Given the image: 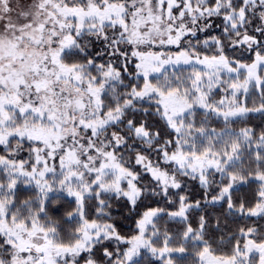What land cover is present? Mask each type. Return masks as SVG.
Masks as SVG:
<instances>
[{
	"label": "snow or ice",
	"instance_id": "obj_1",
	"mask_svg": "<svg viewBox=\"0 0 264 264\" xmlns=\"http://www.w3.org/2000/svg\"><path fill=\"white\" fill-rule=\"evenodd\" d=\"M0 264H264V0H0Z\"/></svg>",
	"mask_w": 264,
	"mask_h": 264
}]
</instances>
